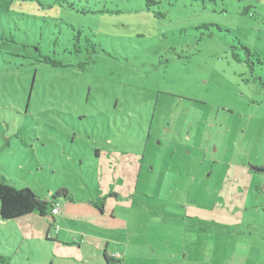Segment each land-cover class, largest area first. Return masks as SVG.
I'll list each match as a JSON object with an SVG mask.
<instances>
[{
	"label": "rangeland",
	"instance_id": "rangeland-1",
	"mask_svg": "<svg viewBox=\"0 0 264 264\" xmlns=\"http://www.w3.org/2000/svg\"><path fill=\"white\" fill-rule=\"evenodd\" d=\"M0 176L108 197L120 264H264V0H0Z\"/></svg>",
	"mask_w": 264,
	"mask_h": 264
},
{
	"label": "crops",
	"instance_id": "crops-1",
	"mask_svg": "<svg viewBox=\"0 0 264 264\" xmlns=\"http://www.w3.org/2000/svg\"><path fill=\"white\" fill-rule=\"evenodd\" d=\"M96 200L97 198H88L87 196L84 199L75 197L74 200H57L60 208L59 213L53 215L49 211L48 215L51 217L53 225L45 219L48 216L43 217L37 212L11 220L0 218V254L8 256L13 264L16 262L13 260L14 253L20 256V253L27 251V247L30 243L32 244V241H39L40 244L59 242L62 245H68V247H77L79 251L83 248L88 251V257L91 259H96L98 255H101V264H107L105 255L112 258L115 256L108 250H102L104 242L108 248L111 243L110 239L105 236L110 234V230L121 226L115 225L117 219L115 214L111 215L113 222L104 221L102 216L106 214L107 202L103 206V211H99V214L94 212L92 204L95 205ZM61 203H64V206L61 207ZM59 225L64 226V229L60 232L57 230L59 233L55 236L52 226L56 230ZM45 237L46 240L42 241ZM117 255L119 257L115 258L116 260L121 259L122 262L125 259V255L121 252ZM20 258L25 262L29 261L27 256L25 258L20 256Z\"/></svg>",
	"mask_w": 264,
	"mask_h": 264
},
{
	"label": "trees",
	"instance_id": "trees-1",
	"mask_svg": "<svg viewBox=\"0 0 264 264\" xmlns=\"http://www.w3.org/2000/svg\"><path fill=\"white\" fill-rule=\"evenodd\" d=\"M149 2L154 3V0H146L147 6H149ZM83 12L87 13L88 11ZM246 50L250 53L248 48ZM43 61L55 67L65 66L61 61H57L49 56H44ZM91 61H93V58L90 57L89 61L83 63V65ZM113 196H116V194L114 193ZM107 198L102 197L94 202L100 211H103V206ZM60 199L74 200L75 196L67 189H60L50 196V200L41 199L31 188H17L7 179L0 176V218L2 220L17 219L34 212L46 217L54 205L57 204L56 201ZM105 262L107 264H120L121 261L105 255ZM0 264H11V259L4 254H0Z\"/></svg>",
	"mask_w": 264,
	"mask_h": 264
},
{
	"label": "built area",
	"instance_id": "built-area-1",
	"mask_svg": "<svg viewBox=\"0 0 264 264\" xmlns=\"http://www.w3.org/2000/svg\"><path fill=\"white\" fill-rule=\"evenodd\" d=\"M59 211H60V208H59V204L57 203V204L54 205V207L51 210V212H52L53 215H56V214L59 213ZM118 257H119L118 255L115 256V258H118Z\"/></svg>",
	"mask_w": 264,
	"mask_h": 264
},
{
	"label": "flooded vegetation",
	"instance_id": "flooded-vegetation-1",
	"mask_svg": "<svg viewBox=\"0 0 264 264\" xmlns=\"http://www.w3.org/2000/svg\"><path fill=\"white\" fill-rule=\"evenodd\" d=\"M255 171H259V169L258 168H256L255 166H254V168H253Z\"/></svg>",
	"mask_w": 264,
	"mask_h": 264
},
{
	"label": "water",
	"instance_id": "water-1",
	"mask_svg": "<svg viewBox=\"0 0 264 264\" xmlns=\"http://www.w3.org/2000/svg\"><path fill=\"white\" fill-rule=\"evenodd\" d=\"M252 168H254V166H252Z\"/></svg>",
	"mask_w": 264,
	"mask_h": 264
}]
</instances>
